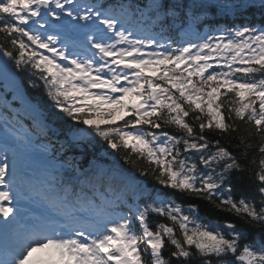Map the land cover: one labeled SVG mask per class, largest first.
I'll list each match as a JSON object with an SVG mask.
<instances>
[{
	"label": "snow or ice",
	"instance_id": "6c2138e0",
	"mask_svg": "<svg viewBox=\"0 0 264 264\" xmlns=\"http://www.w3.org/2000/svg\"><path fill=\"white\" fill-rule=\"evenodd\" d=\"M217 8L253 19L197 32ZM0 40L24 105L0 95V264H264V0H0ZM97 137L110 166L81 172ZM33 148L60 161L42 181Z\"/></svg>",
	"mask_w": 264,
	"mask_h": 264
},
{
	"label": "trees",
	"instance_id": "16d2710c",
	"mask_svg": "<svg viewBox=\"0 0 264 264\" xmlns=\"http://www.w3.org/2000/svg\"><path fill=\"white\" fill-rule=\"evenodd\" d=\"M252 19L253 17L251 15H240L237 12V13H234L232 16L225 17L224 19L219 20L217 22H213L210 24L206 23L205 28L210 29V28H221V27H233L234 26L233 22H235V26H239L241 23L252 20ZM255 20L256 21L260 20V14L258 12L255 14ZM168 35L171 36V38L174 40H180L183 37V33L180 31L170 32L168 33ZM2 43L3 41L0 40V44ZM16 71L21 78V85H22L21 90L26 99L32 102H35L32 99L35 96H40V97H43L44 99H47L46 97H44V94L42 91L37 92L36 89L27 87V74L26 73H20L18 70ZM0 95H5L6 99L11 102L12 108L20 110V111L24 110V105L21 103L19 99L13 100L12 90L7 89L6 91L5 87L0 85ZM65 119L67 118L65 117ZM24 123L26 125H31L32 121L29 119H25ZM52 127H56V126L52 125ZM81 127H85V126H81ZM50 138H51L52 143L55 144L57 148H59L60 141L63 140V137L62 136H51ZM95 140L98 141V144L95 146V148L91 145H88V140L86 138L85 141L81 143L80 147L67 152V158H74L77 164L83 165V167L81 168V172H83L85 169L89 167V163H96V161H102L104 163H107L104 167L110 166L111 157L104 155V149L106 148V145H103V141H100L98 137L95 138ZM41 142L47 143L46 140L35 141V143L37 144ZM101 145H103V147H101ZM227 146L231 147V145H227ZM108 151L110 152L111 150L109 149ZM35 154H36V158H30V159L33 162L34 169L37 167L38 164L40 165L42 164V167H44V170L42 169V171L38 172L39 173L38 177L40 178V181H42L43 179L46 178V174L52 171L53 165L58 166L60 161H59L58 156L54 159L51 153L45 154L42 151H37V153ZM121 163L123 162L121 161ZM54 174H56L58 178H63L64 180L68 179L67 178L68 174L66 170H58ZM147 184L149 187H151L154 184V181L149 179L147 181ZM173 198L177 200V203H181L185 207V209L187 208L189 203L198 204L201 209L199 213L201 217L199 222L201 223H206L208 221L223 222L222 218L228 215L227 213L217 212L211 205L207 204L204 201L198 200L196 197H189V196L181 197L179 196V194H177ZM156 219L157 218L154 217L153 221L155 222ZM232 219L233 221L236 220L235 217H232ZM240 224H242V222H240ZM240 224H238V226H240ZM257 238H258V234H257Z\"/></svg>",
	"mask_w": 264,
	"mask_h": 264
},
{
	"label": "water",
	"instance_id": "95a60500",
	"mask_svg": "<svg viewBox=\"0 0 264 264\" xmlns=\"http://www.w3.org/2000/svg\"><path fill=\"white\" fill-rule=\"evenodd\" d=\"M10 72L15 75L16 81L19 82V78L17 77V75H16L15 71L12 69V67H10ZM0 81L5 82L9 85H12L11 77H5L3 75H0Z\"/></svg>",
	"mask_w": 264,
	"mask_h": 264
}]
</instances>
